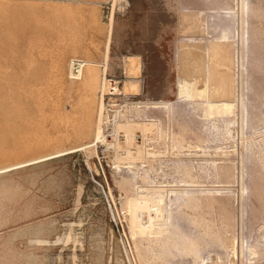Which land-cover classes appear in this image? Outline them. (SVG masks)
Segmentation results:
<instances>
[{
    "label": "rangeland",
    "instance_id": "1",
    "mask_svg": "<svg viewBox=\"0 0 264 264\" xmlns=\"http://www.w3.org/2000/svg\"><path fill=\"white\" fill-rule=\"evenodd\" d=\"M5 1L41 4L39 33L57 41L41 7L59 0ZM116 2L96 3L98 56L109 37L105 79L138 91L97 92L84 139L77 93L0 15V86L27 105L0 167L89 144L0 174V264H264V0ZM66 25L89 43L82 21Z\"/></svg>",
    "mask_w": 264,
    "mask_h": 264
},
{
    "label": "bare ground",
    "instance_id": "2",
    "mask_svg": "<svg viewBox=\"0 0 264 264\" xmlns=\"http://www.w3.org/2000/svg\"><path fill=\"white\" fill-rule=\"evenodd\" d=\"M73 1H76L77 4H72ZM100 1L105 2L108 0H59L57 2L42 4L41 9H44L46 14L50 13L53 17L54 21L50 20V22L56 24L57 41L52 42L46 39L44 34L41 35L39 33L40 30L38 29H41V26L36 25L39 21L38 14L36 12L39 9L38 6L41 4L38 5L34 2H26L14 5L13 3H8L5 0H0V15H3V18L5 15H9L10 24L12 26L10 37L13 39V42L15 37L18 36V39L24 40L22 43L24 48L23 51L26 50L29 53L34 52L38 56L45 57L49 60L50 73L44 76L46 80L61 83L59 84L62 86L61 90L65 91L66 95H69L72 92L74 94L77 93V97H79V99L74 100L71 105L75 108L76 105L81 103L80 109H82L83 113L81 120L77 124V127L79 128L77 134L79 135V138L83 139L90 135L92 128H94V134L97 132L100 104L96 121L93 120V113L91 112L92 107L90 105L94 101L97 92H100V98H103L105 94L114 96L116 93L130 94L134 96L137 95L136 91H138L136 89V84L134 83L123 86L120 91L104 77V75H106L104 73V64H107L109 37L104 44V50L102 53L103 61L101 62L98 56L100 45L98 42V34L103 30V26L100 23V8L96 4ZM112 1L113 3L116 2V0ZM83 2L87 4L85 5ZM118 6L120 8L121 5ZM16 13H20L18 19L16 17ZM70 19L80 20V22L82 21V23L86 26L85 29L89 30V43L82 42V37L85 35L79 32L75 34H73V32L72 34H66L64 28H67L66 24ZM31 23H35L34 29H36V32L29 36L27 33L31 32ZM46 30V26L43 25V31L45 33ZM109 32H111L110 29ZM127 60L129 74L137 75V61L131 58H128ZM6 85L8 86H0V143L7 142V138L5 136L2 137L1 133L8 127H11L9 119L14 120V118H16L14 117V111L16 108L21 105L27 106L24 105L25 103L19 95L12 90V85ZM9 94L11 98L6 97V99H10V101L12 100L13 102H8L6 99L3 100V95L7 96ZM24 101H26V103L30 101L32 102V100ZM111 105H114L113 107L117 106L115 101H112L110 106ZM7 106H10V109H8ZM66 120L69 121V119ZM69 123L70 126L75 127L72 125V120ZM88 145L89 144H83L80 145V148L65 150L63 153L57 151L23 162H16L10 165L6 164L0 167V174L30 165L32 166L70 152H75L84 149V147H87Z\"/></svg>",
    "mask_w": 264,
    "mask_h": 264
},
{
    "label": "water",
    "instance_id": "3",
    "mask_svg": "<svg viewBox=\"0 0 264 264\" xmlns=\"http://www.w3.org/2000/svg\"><path fill=\"white\" fill-rule=\"evenodd\" d=\"M12 163H16V162H11V163H9L8 165H10V164H12Z\"/></svg>",
    "mask_w": 264,
    "mask_h": 264
}]
</instances>
